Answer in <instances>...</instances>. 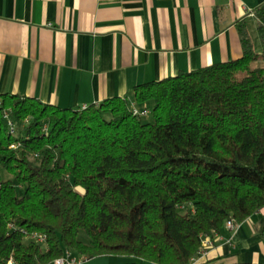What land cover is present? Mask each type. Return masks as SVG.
<instances>
[{"label": "trees", "instance_id": "16d2710c", "mask_svg": "<svg viewBox=\"0 0 264 264\" xmlns=\"http://www.w3.org/2000/svg\"><path fill=\"white\" fill-rule=\"evenodd\" d=\"M259 17L262 54L247 41L238 60L136 87L151 123L128 96L86 110L0 96V264H53L66 250L84 262L193 264L204 239L263 210ZM25 233L45 235L46 248Z\"/></svg>", "mask_w": 264, "mask_h": 264}, {"label": "crops", "instance_id": "0c3cea01", "mask_svg": "<svg viewBox=\"0 0 264 264\" xmlns=\"http://www.w3.org/2000/svg\"><path fill=\"white\" fill-rule=\"evenodd\" d=\"M261 12L264 0H0V96L136 105V87L238 60L247 41L262 54ZM210 242L193 264H264V209Z\"/></svg>", "mask_w": 264, "mask_h": 264}, {"label": "built area", "instance_id": "2783aa9c", "mask_svg": "<svg viewBox=\"0 0 264 264\" xmlns=\"http://www.w3.org/2000/svg\"><path fill=\"white\" fill-rule=\"evenodd\" d=\"M87 108L88 106H84L82 110H86ZM132 113L134 116L141 117V118H144L150 115V111L147 107L138 108L136 105H132ZM4 119L7 122V126H8L10 133L15 134L18 125L13 120V118L11 117V114L8 111L4 112ZM13 147L14 146H12V148ZM226 227L228 229H233L235 227V223L230 221L227 223ZM10 229L13 230L12 225L10 226ZM25 235L28 239L36 241L40 244H45L47 241V237L45 235H40L37 233H32V234L25 233ZM210 244H211L210 239L203 240V246L200 252V256L207 255V248L209 247ZM83 262L84 260L80 257H77L71 250H66L64 255L61 258L55 260L53 264H83Z\"/></svg>", "mask_w": 264, "mask_h": 264}, {"label": "rangeland", "instance_id": "374dc122", "mask_svg": "<svg viewBox=\"0 0 264 264\" xmlns=\"http://www.w3.org/2000/svg\"><path fill=\"white\" fill-rule=\"evenodd\" d=\"M148 109L151 112L152 106H149ZM143 121L145 123H151L153 121L152 115L150 114L149 116L144 117L143 118ZM2 177H3V179H7L8 178V175L5 172H2ZM18 194H19V196H23V194H24V188L18 187ZM80 239L83 242H85V243H88L89 242L87 236L83 232L80 233ZM42 245H43V248H46L44 244H42ZM72 252L75 255H77L74 251H72ZM109 258L110 257H101V258H97V259H94V260L86 261L87 263L86 262L85 263L86 264H114L113 261H111Z\"/></svg>", "mask_w": 264, "mask_h": 264}]
</instances>
